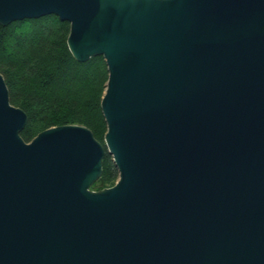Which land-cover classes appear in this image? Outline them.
<instances>
[{"label":"water","instance_id":"95a60500","mask_svg":"<svg viewBox=\"0 0 264 264\" xmlns=\"http://www.w3.org/2000/svg\"><path fill=\"white\" fill-rule=\"evenodd\" d=\"M51 14L107 64L105 144L26 142L0 73V264H264V0H0L4 26Z\"/></svg>","mask_w":264,"mask_h":264},{"label":"trees","instance_id":"16d2710c","mask_svg":"<svg viewBox=\"0 0 264 264\" xmlns=\"http://www.w3.org/2000/svg\"><path fill=\"white\" fill-rule=\"evenodd\" d=\"M69 32L70 23L54 14L0 24V73L11 103L28 115L21 132L26 142L45 129L78 124L91 129L105 144L107 126L101 101L108 67L102 56L77 61L68 48ZM118 178L107 153L102 177L92 187H111Z\"/></svg>","mask_w":264,"mask_h":264},{"label":"rangeland","instance_id":"374dc122","mask_svg":"<svg viewBox=\"0 0 264 264\" xmlns=\"http://www.w3.org/2000/svg\"><path fill=\"white\" fill-rule=\"evenodd\" d=\"M110 156H111V155H110ZM111 159H112V156H111ZM118 179H119V178H118ZM117 181H118V180H117ZM117 181H116V182H117ZM93 185H94V184H93ZM93 185H92V186H93ZM91 189H92V190H95V191H99V190H102V189H104V188H101V187L97 186V187H95V188L91 187Z\"/></svg>","mask_w":264,"mask_h":264}]
</instances>
